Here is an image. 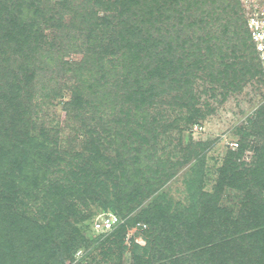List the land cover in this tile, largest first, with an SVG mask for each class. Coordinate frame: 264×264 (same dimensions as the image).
Returning a JSON list of instances; mask_svg holds the SVG:
<instances>
[{"label":"trees","instance_id":"trees-1","mask_svg":"<svg viewBox=\"0 0 264 264\" xmlns=\"http://www.w3.org/2000/svg\"><path fill=\"white\" fill-rule=\"evenodd\" d=\"M73 1L64 0L62 8L75 10L78 7H74ZM91 1L85 3L91 5L85 15L84 10H75L79 21L72 25L77 38L82 35V27L87 34L82 58L74 62H53L64 49L55 50L56 45L47 41L41 31L42 22L61 25L60 22L55 24L52 14L46 15L52 8L51 0H0V264H18L21 252L17 251V245L30 253V260L39 259L41 264H48L43 260L56 255L58 249L59 253L63 252L62 245L66 252H74L78 244L87 245L85 236L79 242L67 231L60 234L61 242H56L58 223L63 217L62 211H57L65 209L85 219L81 203H87L89 198L93 200L98 194L90 182L104 190L108 189L106 180L109 178L115 179V190L125 178L130 182L131 168L125 166V152L122 156L117 152V159L105 155L104 142L108 141L105 133L123 136L125 143L130 142V134L147 140L148 135L153 130L157 132V127L162 125L157 118L147 122L144 115L148 107L176 91L179 106L188 110L187 123L194 124L204 117L196 107V92L190 87L201 63L209 60L212 52L209 43L213 36L201 38L202 48L209 52L204 60L195 52L201 50V46L192 34L180 39L183 30L174 26L170 13L181 12L183 0L105 3L96 0V4ZM200 2L210 4L208 12L211 14L216 15L218 9L226 14L222 32L233 28L237 41L229 45L230 54L221 51V69L217 74L211 72V80L227 90L243 85L246 77L259 75L264 80L241 0H195L187 6H198ZM99 9H107L108 14L99 15ZM219 18L222 19L220 14L216 19ZM190 25L196 26V20ZM83 45L73 47L81 53ZM52 63H62V67L51 68ZM62 77L66 79L63 83L59 82ZM59 98L67 114L91 113L93 119L103 120L99 112L107 110L113 114V119L104 125L100 122L103 131L99 129L101 124H81L76 133L81 150L60 147L63 138L57 127L41 124L37 128L32 124L34 120H29L35 109L42 104H56ZM250 123L256 126L257 132L253 130V133L264 137V104L256 110ZM112 127L114 132L110 131ZM239 132L246 137L253 134L244 127H240ZM80 134L83 137L80 138ZM108 142L111 144V140ZM248 148L242 141L237 149L227 153L218 167V177L211 191L205 189V158L200 154L196 156L191 168L193 177L187 182L191 204L186 213L177 210L173 214V204L165 203L162 194L145 202L154 192V183L150 184L147 194L126 192L116 201L107 195L103 209L125 220L113 230L100 231L91 239L104 248L106 264H123L115 261L118 248L123 253L127 230L139 222L148 225L145 230L148 246L134 243L131 264L152 263L150 259L142 260L139 252L143 249L145 253L157 255L158 264H264V145L251 147L253 154L249 161L246 160ZM57 159L77 163L65 173V183L46 190L43 206L38 208L41 218H30L26 216L27 198L39 199L36 189L41 184L37 171L43 168L48 172ZM102 160L107 161L106 167ZM133 161L140 160L135 156ZM162 165L166 168V163ZM102 172L105 178L101 179ZM231 189L239 193L240 202L230 200ZM51 205L57 206V211ZM139 207L140 210L134 212ZM2 223L8 226L6 231ZM25 235H29L27 240H23ZM177 252L180 255H175ZM96 264H100L99 261Z\"/></svg>","mask_w":264,"mask_h":264},{"label":"rangeland","instance_id":"rangeland-1","mask_svg":"<svg viewBox=\"0 0 264 264\" xmlns=\"http://www.w3.org/2000/svg\"><path fill=\"white\" fill-rule=\"evenodd\" d=\"M63 1L64 0H51L52 8L46 13L47 16H54V19H56L54 20L55 24L60 22L61 25L56 26L53 23L42 22L41 31H44L47 41L53 42L56 45L55 50L60 49V47L64 49L62 53H60L58 60H53V62H59L60 60L72 62L80 61V58L83 56V50H86L85 37L87 38V34L84 27H82V35L77 38L75 34L76 31L72 25H77L79 21V17L75 16V10H84L83 15H85L91 5H85L88 0H74V7L78 8L71 11L62 8ZM102 1L105 3L115 0ZM194 1L195 0H183L180 6L182 11L176 13L172 12L170 14L173 18L172 21H175L174 26L177 29L182 28L183 30L180 39L185 38L188 34H192L193 38L199 41L201 50L196 49L195 51L198 58H203L204 60L209 54L204 47L202 48L203 37L208 38L211 35L213 36L212 41L209 43V46L212 47L209 60L206 59L207 62H205V64L204 62L201 63L200 71L195 75L196 80L191 85L192 87H190L196 92L198 100L196 107L204 113V117L194 124L187 123L185 118L189 115L188 110L179 106V100L175 99L178 94V91H176L173 94H167L162 100L159 98L152 107H148V111L146 115H144L147 122L148 120L152 122L157 118L162 125L161 127H157V132L153 130V132L148 135L147 140H141L130 134V142L125 143L123 136L115 133H111L110 135L105 133L108 141L111 140V144L107 140L104 142L103 148L105 155L109 156L111 159H117V152H119L121 156L123 152H125L124 157L127 159L125 166L128 169L131 168L130 182L129 179L125 178L120 182L121 185H119L120 187L117 190H115L113 185L114 178L106 180L108 184V189L106 190L90 182L93 185L94 191L98 194L95 195L96 198L93 200L89 198L86 199L87 203H81L80 207L82 208L81 210L85 219L80 218L82 217L81 214L76 215L69 211L67 212L65 209H58L57 211V206L51 205L52 208H56L57 212L62 211L60 214H63L60 223H58L59 230L55 235L56 242L60 243V234L67 231L73 233L72 235L76 237L79 242H82L81 240L83 236H85L88 239V243L87 245H85V243L76 245L74 252L64 251L65 246L62 245L63 252L59 253L58 249L56 255H52L43 260L45 263L96 264L99 261L100 264H106V261L103 260L104 248L99 242L94 243L91 239L97 234H100V231L96 230L94 227L95 221L105 213H113L103 209L104 202L108 198L107 195H110V198L116 201L117 197L121 195L125 196L126 192L143 191L144 194H147L150 184L154 183L152 187L154 192L151 193L152 195L150 197L142 195V198L144 196L146 197L145 202L151 200L152 196L158 197L162 194L161 197L165 200V203L173 204V209H171L173 214L177 212V210L179 211L178 213H186L191 204V192L189 191L187 182L193 177L194 173H192L191 168L193 164H195L198 154L205 158L204 170L207 173V185L205 189L211 191L218 177V167L223 164L224 158L230 150L237 149L239 143L245 141L249 146L246 152V160L249 161L253 154L251 147L256 144L264 145V137L253 133V130L257 132L256 126L250 123V119L253 117L256 110L264 104V80L259 75L257 77H246L247 80L243 85L241 84L240 87L236 89L229 88L228 90L211 80L210 74H217V71L221 69L219 63L220 56L222 55L221 51L223 50L230 54L229 45L237 41L233 37V28L230 27L231 30L227 33L222 32V23H226V14L224 12L222 13L220 9H218L216 15L211 14L208 12L210 4L201 2L198 3V6L193 4L188 8L187 4L190 2L193 3ZM91 4H96V0H92ZM94 8L97 9L96 6H94ZM98 12L101 16L108 14L107 9H99ZM218 14L221 15L222 19H216ZM179 15L183 16V18L181 17L183 21L180 19ZM201 19L207 20V22L202 24V21H200ZM193 20H196V26L190 25V22ZM112 25L117 28L116 23L113 22ZM169 27H172V25ZM77 44H84L81 53H78L76 48L73 47L77 46ZM220 47L222 48L221 50ZM203 64L204 68L202 69ZM50 66L51 68L54 66L62 67V63H52ZM45 74L50 76L49 71H46ZM65 81V77H62L59 82L63 83ZM60 100L61 98L57 99L56 104H42L43 106L35 109L36 112H34L29 119L34 120L32 124H36L37 128H40L41 124H45L49 128L57 127L63 138V141L60 142V147L67 146V149L73 147L76 150H81L80 141L76 138L77 128L81 124L86 123L91 126L95 123H102L104 125V123H110V120L113 119V114L109 113L107 110L99 112L103 120H98L96 119L97 117L93 119L91 113H81L77 116L75 112L71 115L67 114ZM94 115L96 116L97 114ZM137 119L138 118H136V120ZM102 124L99 129L103 131L104 128ZM163 125L166 127L163 128ZM240 127H244V129L253 134L248 137L242 135L239 132ZM110 131L114 132V127H112ZM114 135L117 136V139L114 138ZM154 136H156V138H154ZM81 137H83L82 134H80V138ZM135 156L140 160L138 163L132 162ZM102 162L104 164L103 167H106L107 161L102 160ZM76 163L77 162L74 161L57 159L48 172H45L43 168L37 171L36 177L41 184L39 188L36 189L39 199L35 201L34 197L33 199L27 198L26 216L33 219L41 218L38 208L43 206L45 201L44 195H47L45 194L46 190L52 186H57V184L65 183V173L70 169H74ZM163 163H166V168L162 165ZM99 178H105V173L102 172ZM93 181L96 182L98 179H93ZM21 185L20 183L19 186ZM22 187L24 188L25 185ZM115 192L122 193L116 194ZM228 193H230V200L240 202L238 192L231 189ZM50 202L51 197L48 200V203ZM140 208L141 207L134 212L139 211ZM35 215H37V217ZM43 216H45L44 212L42 213V217ZM124 220V218L120 217V223L124 222ZM45 221L46 220H44V222ZM1 225L3 231H6L8 226L5 223ZM147 228V224L140 222L129 227L124 240L126 249L124 248L122 253L118 248L115 261L120 260L123 264H131V262L134 261L132 254L134 243L139 244L141 247L148 246V237L145 232ZM63 237L68 238L66 235H63ZM28 238L29 235H25L23 240H27ZM16 248H18V252H21L18 264H26L28 261V264H41L39 259L36 260L33 258L30 260L28 257L30 253L27 252L26 249H23V246L17 245ZM139 253L141 258H143L142 260H152L151 264H158L160 262L157 255L153 256V252L145 253L143 249ZM175 255H180V252H177Z\"/></svg>","mask_w":264,"mask_h":264},{"label":"built area","instance_id":"built-area-1","mask_svg":"<svg viewBox=\"0 0 264 264\" xmlns=\"http://www.w3.org/2000/svg\"><path fill=\"white\" fill-rule=\"evenodd\" d=\"M249 32L264 70V0H241ZM120 223V217L114 213H105L95 221L98 231L113 230Z\"/></svg>","mask_w":264,"mask_h":264}]
</instances>
